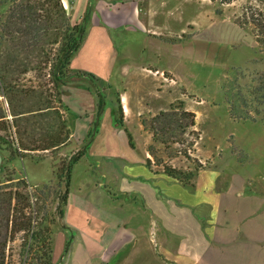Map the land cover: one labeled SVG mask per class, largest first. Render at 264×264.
<instances>
[{
    "label": "crops",
    "instance_id": "obj_1",
    "mask_svg": "<svg viewBox=\"0 0 264 264\" xmlns=\"http://www.w3.org/2000/svg\"><path fill=\"white\" fill-rule=\"evenodd\" d=\"M62 3L71 22L85 30L71 68L92 71L100 80L108 75L119 52L124 55L137 40L169 46L165 39L176 35L180 37L176 45H181L175 52L178 58L225 68L244 50L256 46L252 33L236 22L235 1L221 10L212 0ZM178 20L185 33L171 29ZM152 53L151 65L158 72L171 70L159 63L162 57L173 56L172 51ZM85 61L101 63V69L96 71ZM103 140L114 144L113 137ZM87 145L88 153L92 143ZM126 155L115 152L112 145L90 158L97 164L88 165L78 192L72 195L69 188L64 217L54 231V264H132L133 259L141 264H264V192L252 188L242 172L210 166L197 172L192 185H186L148 168L146 151L142 158ZM9 156L0 150V177L17 160H24L6 166Z\"/></svg>",
    "mask_w": 264,
    "mask_h": 264
},
{
    "label": "rangeland",
    "instance_id": "obj_2",
    "mask_svg": "<svg viewBox=\"0 0 264 264\" xmlns=\"http://www.w3.org/2000/svg\"><path fill=\"white\" fill-rule=\"evenodd\" d=\"M212 2L219 10L228 4V0ZM235 2L237 20L249 19L252 13H255L257 18L264 21V0ZM217 13L221 14L220 11ZM181 22L174 21L171 29L179 34L185 33L187 29L185 30ZM246 29L252 33L256 46L254 49L244 50L228 68L219 63L178 58L175 52L181 49V45H176L180 37L169 35L165 39L169 46L159 41L151 42L150 45L143 40H137L136 45L125 49L124 55L119 52L112 69L110 66V71L106 72L108 75L97 83L87 78L71 77L62 87L59 96V112L71 133L66 145L69 147L35 152L28 155L27 159L17 160L13 167L9 166L0 177V182L14 178L13 183L9 182V190L15 191L20 187V179L26 177L33 187L29 188V191L41 192L46 184L58 182L57 170L53 168V163L60 165L62 161L69 160L79 153L88 143H92L91 150L84 155L85 158L73 167L70 183L72 195L78 192L82 180L86 177L88 165L92 162L95 167L97 164L90 158L109 151L112 145L114 151L121 156L127 157L128 152L134 159L142 158L146 151L153 161L152 169L157 172H163L164 165L172 166L186 174L196 172L197 167L204 169L219 165L231 168L242 172L252 188H260L264 192V99H255L257 94L255 98L251 96L260 86L258 73L264 68L261 61L263 53L259 49L254 26L249 23ZM203 34L205 35L206 31ZM144 49L146 52L141 55L139 52ZM160 49L173 52V56L162 57L163 62L159 63L160 66H171V70L158 72V67L151 65L154 61L152 52ZM85 64L96 71L102 66L94 61H85ZM48 79L46 76L30 73L22 80L25 84L31 80L35 85L49 88ZM262 94L264 90L260 92V95ZM101 99L104 100L102 114ZM120 104L123 106L124 115L127 110L124 128L132 135L135 149L133 152L129 147L125 129L116 123ZM232 108L244 114L248 110L252 115L255 111H259V114L254 115L255 121L237 120L232 115ZM163 113L175 115L163 118ZM186 113L195 115L194 127L190 125L191 118L184 116ZM154 131L157 133V140H154ZM72 135L75 137L71 142ZM108 136L114 138V144L104 142L103 137ZM150 148L153 154L149 153ZM40 159L44 160L39 161ZM53 198L54 195L46 202L40 199L38 205L33 208L39 219L49 217L55 210ZM22 241L23 234L19 233L14 241L8 243L7 264L26 263L30 249L28 246L23 247ZM36 250L37 248L33 247L30 252L34 253ZM132 264H141V260L133 259Z\"/></svg>",
    "mask_w": 264,
    "mask_h": 264
},
{
    "label": "trees",
    "instance_id": "obj_3",
    "mask_svg": "<svg viewBox=\"0 0 264 264\" xmlns=\"http://www.w3.org/2000/svg\"><path fill=\"white\" fill-rule=\"evenodd\" d=\"M237 23L241 28H246L249 23L254 26L264 63L263 19L252 13L251 18H238ZM84 36L85 30L71 22L62 0H0V150L9 152L6 166L17 159H27L31 153L58 150L70 140L71 133L59 112L62 87L71 77L87 78L94 83L100 81L91 72H74L71 69ZM30 73L48 77L49 88L35 85L31 80L25 84L22 79ZM258 76L260 86L251 96L255 98L257 94L255 99L262 100L264 94L260 95V92L264 90V68ZM100 102L102 114L104 100ZM231 111L237 120L255 121L254 115L259 114V111H255L252 115L249 110L244 114L235 108ZM174 115L163 113L162 117ZM184 116L191 118V127L196 125L194 114L186 113ZM124 117L120 104L117 126L124 128ZM125 133L130 147L134 149L132 135L127 129ZM153 134L154 140H157V133L154 131ZM88 148L89 145H86L58 166L53 163L58 182L46 184L41 192H30L29 188L33 187L25 179H20V187L15 191L9 190V182L13 183L14 178L0 182V264H7V245L19 233L23 234V247L30 249L25 264H54V227L64 217L73 167L84 157ZM148 151L153 154L151 148ZM146 165L151 169L153 161L148 158ZM200 169L197 167L196 172L186 174L164 165L162 173L192 185ZM52 195L55 210L49 217L39 219L33 208L40 199L46 202ZM33 247L37 248L34 253L30 252Z\"/></svg>",
    "mask_w": 264,
    "mask_h": 264
}]
</instances>
